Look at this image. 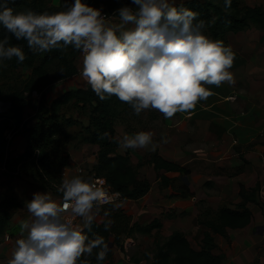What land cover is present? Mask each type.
Wrapping results in <instances>:
<instances>
[{
  "label": "clouds",
  "instance_id": "9594fccd",
  "mask_svg": "<svg viewBox=\"0 0 264 264\" xmlns=\"http://www.w3.org/2000/svg\"><path fill=\"white\" fill-rule=\"evenodd\" d=\"M230 4L224 0L226 8ZM113 12L114 17L88 0H65L53 12L17 11L10 0H0V27L5 29L0 65L26 58L23 45L10 43L8 33L35 51L71 45L82 53L81 76L101 100L115 95L137 115L152 108L165 118L207 99L213 94L208 85L234 83L230 69L236 53L205 31L198 11L176 0H128ZM118 144L122 149L157 147L150 129L125 133ZM57 191L59 200L49 191H36L26 201L30 215L20 223L7 264H91L87 257L94 249L97 264L104 260L109 243L89 232L101 206L120 193L110 195L94 178L79 174L65 176ZM103 215L108 229L114 221L108 210Z\"/></svg>",
  "mask_w": 264,
  "mask_h": 264
},
{
  "label": "trees",
  "instance_id": "16d2710c",
  "mask_svg": "<svg viewBox=\"0 0 264 264\" xmlns=\"http://www.w3.org/2000/svg\"><path fill=\"white\" fill-rule=\"evenodd\" d=\"M128 0H88V3L104 6V12L115 14L117 9ZM15 10L31 8L34 11H57L61 6L52 5L50 0H10ZM177 4L198 11L196 19H203L205 31L213 38H221L226 44L230 33L258 28L264 37V4H249L246 0H231L229 7L224 0H176ZM5 29L0 27V37ZM10 43L23 45L26 58L17 62L16 58L6 59L0 65V76L9 70L31 67L32 73L21 84L10 85L9 90L0 87V98L10 102L6 113H0V166L2 174L7 176H29L45 189L59 192L65 168L70 163V152L67 146L77 140L86 144H97V162L94 163L88 176H104L113 191H119L122 198L138 199L147 194L152 186L148 178L140 177L139 167L151 164L158 171H173L180 175L171 177L165 173L159 175L161 187H173L181 196H190L194 192L184 180L190 169L163 156L159 149L145 154L144 159L136 164L132 162L129 152L118 151L119 137L117 126L128 122L133 112L131 105L118 99L115 95L101 100L88 87L72 88L56 97L51 103L46 98L47 88L56 81L66 79L78 72L75 63L80 50L52 48L47 53H39L27 46L26 41L16 40L8 33ZM39 96L34 105L33 94ZM34 106L35 112L28 118L24 117L26 107ZM73 107L76 113L70 112ZM77 114V115H76ZM15 134L23 133L26 144L22 151L14 152L7 138L9 130ZM107 133L106 135H102ZM244 170V166L236 168L232 173ZM87 176V177H88ZM188 177V176H187ZM181 183L176 185V180ZM183 179V180H182ZM259 184L251 189L242 186L241 201L234 207L222 204L218 208L204 206L196 218L203 227L200 248L192 245L190 239L181 230H175L163 238L160 232L155 234L153 261L157 264H222L223 256L216 252L218 243L216 234L229 238L228 228H241L248 225L253 217L249 202H256ZM61 193V192H60ZM112 203L101 206V212L108 210L114 221L110 228L105 229L103 221L93 220V232L103 235L109 243L110 250L100 264H112L114 248L126 251L125 239L137 232L151 233L159 220L142 226L121 207L113 208ZM21 204L16 197L8 195L0 200V244L8 221L12 217V208ZM169 215V214H168ZM87 257L91 264H97L95 253ZM85 258L83 255L81 259Z\"/></svg>",
  "mask_w": 264,
  "mask_h": 264
},
{
  "label": "crops",
  "instance_id": "0c3cea01",
  "mask_svg": "<svg viewBox=\"0 0 264 264\" xmlns=\"http://www.w3.org/2000/svg\"><path fill=\"white\" fill-rule=\"evenodd\" d=\"M53 3L63 7L65 0H54ZM111 15L115 16V14ZM228 44L236 53L230 69L234 75V83L228 84L225 81L219 86L208 85L213 89V94L205 100L198 101L193 109L178 112L172 122L174 130L172 133L169 132L166 144H164V146L168 145L170 153L164 154L162 147L159 149L166 158L190 169L187 176L191 190L198 198L197 201L208 198L210 201L208 206L212 208H218L224 202H227L226 204L230 207H234L238 201H241L242 186L251 189L259 184L256 202L248 203L253 211L251 222L245 227L228 228V234L230 235L232 231H242L246 239H254L253 235H256V238L260 237V234L263 235H261L263 238L264 171L261 167H264V39L260 36V29L253 28L252 30L230 33ZM75 63L78 68L75 75L56 81L47 88L48 103L67 90L89 86L80 74L82 66L80 54L76 57ZM34 112L35 110L26 107L24 117L28 118ZM155 139L153 135V141ZM25 144L26 136L19 132L13 137L12 150L14 152L22 151ZM91 147H97L98 150L97 144L80 145L75 150L72 145L67 148L70 152V163L65 168L68 172L66 176L78 174L83 162L81 158L87 156L83 153ZM118 151L127 152H122L120 147ZM241 166H244V170L232 173ZM152 167L154 168V166ZM0 168L2 171L3 167ZM161 171L171 177L180 175L178 172ZM140 177L148 178L141 172ZM150 181L152 182V179ZM26 182L37 184L29 176L0 174V200L12 195L21 202L19 206L12 208V217L8 221L5 235L2 237L0 264H7L15 246V240L20 235V223L28 217L26 201L32 198L34 192L40 190L31 185L30 189L26 190L24 188ZM153 183L155 182H152L150 191L138 199L120 197L112 201L118 203L119 207L142 226H147L157 220L161 223V226H155L151 233L137 232L138 238L136 239V234L127 237L125 239L126 251L115 247L112 264H155L153 252H148L151 247H155L154 239L158 231L163 238H166L175 230H181L194 247L200 248L199 243H193L190 237V232L194 234L197 227L199 228L194 223L199 212L196 202L191 196L175 195L176 192L172 197H165L166 192L153 193ZM204 183L209 185L208 188H205L207 192L203 190ZM39 186L42 188L41 185ZM198 186H200L199 189ZM27 191L30 192L27 193ZM45 191L53 193L51 190L45 189ZM53 196L59 200L58 195ZM94 219L102 221L103 213L100 211ZM77 222L82 221L78 218ZM220 237L229 242V238L222 234H216L218 244ZM201 238L202 234L200 240ZM137 251L138 253L135 255ZM216 252L219 253L218 249Z\"/></svg>",
  "mask_w": 264,
  "mask_h": 264
},
{
  "label": "rangeland",
  "instance_id": "374dc122",
  "mask_svg": "<svg viewBox=\"0 0 264 264\" xmlns=\"http://www.w3.org/2000/svg\"><path fill=\"white\" fill-rule=\"evenodd\" d=\"M53 2H54V0H50V3L52 5H56ZM246 2H248L249 4H258V3L264 4V0H246ZM100 7H102V10L104 11V6L100 5ZM109 15H111V14H109ZM252 29H249V30H252ZM262 34L263 33L260 30V36L262 39H264V37H262ZM48 51H38V52L39 53H47ZM31 73H32V68L26 67V66L18 68L17 70H14V71L9 70L3 76L2 75L0 76V87L4 91L9 90L10 85L12 86V84H21L22 81H24L25 79H28V77ZM38 96L39 95L36 92H34V94H33L34 105L36 103ZM0 100L5 101L4 99H1V98H0ZM28 107L31 108L32 110H35L34 106H28ZM69 110H70V112H73L74 114L76 113V111L74 110L73 107L69 108ZM4 112H1V113H4ZM177 115H178V112L175 113L170 118H165L161 112H159L156 109H152V108L142 110V112L139 115L132 112L128 117V122H121L118 124V126H117L118 135H119V137H122L125 133L133 134L136 131H139L142 129L143 130L150 129V130H152L153 135L156 138L154 140V142H156V144H157L156 148L159 149L162 147L161 148L162 152L164 154H168V153H170V148L168 147V145L164 146V144H166V139L168 138L169 132L172 133L174 130V126H172V122H174L175 117ZM10 131L12 133V129H11L8 131L7 134H9ZM9 143H10V148L12 149V137L9 139ZM85 144L86 143L78 142L77 140H75V141L71 142L67 146V148L70 145H72L74 147L73 149L75 150V149L79 148L80 145H85ZM96 148L97 147H91L89 149H86L85 153H83V154H86L87 156L81 158V161H83V162L81 163V170L78 172L79 175H84L86 177L88 176L91 167L96 162V156H97L96 155V153H97ZM120 150L122 152H125V151L129 152L132 156V162L134 164H136L140 160L144 159L145 154L153 151V150H150L149 148H138V147H130L127 149H122L120 147ZM159 151H160V149H159ZM152 166L153 165H151V164H143L141 167H139V170L143 176H147L150 180L152 179V182H155V183H153L154 188L152 189V192L153 193H165L166 192L165 197L174 196V194L176 192L175 188H173L171 186H169V187H161L160 186L159 175L162 174L163 171H158L155 168H153ZM0 167H2V166H0ZM261 169H263V171H264L263 166L261 167ZM2 171L0 168V174L4 175V174H2ZM167 173H170V172H167ZM67 174H68L67 169H65L63 176L64 175L66 176ZM170 174L172 175V173H170ZM180 183H181V180L177 179L176 185H179ZM205 183L203 185V190H205L207 192V190L205 188H208L209 185H207ZM30 185L33 187L39 188L40 189L39 191H45V189L43 187L41 188L38 183L35 185V183H32V182L24 183V188L26 190L30 189ZM189 186H190V184H189ZM192 186L194 187V184H192ZM190 188H191V186H190ZM199 188H200V186H198V189ZM107 189L109 191H113L110 188V186H107ZM47 190H49V189H47ZM30 191H32V190H30ZM169 191H171L170 194H168ZM198 191H200V190H198ZM29 192L27 191V193H29ZM53 193H52L53 195H58L59 199L62 196V193H60V192H53ZM175 195H179V194H175ZM190 196L194 200V202H196V204H197L198 211H199L198 215L200 213L201 208L209 205V203H210L208 198L197 201L198 198L195 196V194L190 195ZM226 203L227 202H224L223 204H226ZM26 210H27V208H26ZM22 214L24 215V213H22ZM25 214H26V212H25ZM26 215L29 216L30 214L28 213ZM196 218L194 219V223L197 226H199V228L197 227V231H195L194 234L192 232H190V237H191L193 243L198 244V243H200L199 240H200V237L202 234L203 227L197 223ZM261 235L262 234H260V237H257V238H256V235H253L254 239H246L245 235L242 233V231H232L231 234L229 235V242L226 239L220 237L218 240L219 244H218L217 249H218L219 253L223 256V264H235V263H237V264H264V237L262 238L263 235L262 236ZM136 238H138L137 234L135 236V239ZM154 248L155 247H151L148 253H152L154 251ZM135 251H136V249H135ZM137 253H138V251L135 252V255Z\"/></svg>",
  "mask_w": 264,
  "mask_h": 264
},
{
  "label": "built area",
  "instance_id": "2783aa9c",
  "mask_svg": "<svg viewBox=\"0 0 264 264\" xmlns=\"http://www.w3.org/2000/svg\"><path fill=\"white\" fill-rule=\"evenodd\" d=\"M80 57L82 58V53L80 52ZM7 102V103H6ZM9 107H10V102H8V101H3L2 102V100H0V113L1 112H4V113H6L7 111H8V109H9ZM14 131L12 130V133H11V131H10V133L9 134H7V138H11L12 137V140H13V137H14ZM8 139V140H9ZM92 178H94L101 186H103V187H106L107 188V186H109L108 184H107V181H106V178L104 177V176H96V175H94ZM109 191V190H108ZM115 192H117V191H109V194L111 195L112 193H115ZM119 192V191H118ZM120 193V192H119ZM120 197H122V194L120 193V196L119 197H117V198H120ZM76 219H78V218H76ZM155 264H157V263H155Z\"/></svg>",
  "mask_w": 264,
  "mask_h": 264
},
{
  "label": "water",
  "instance_id": "95a60500",
  "mask_svg": "<svg viewBox=\"0 0 264 264\" xmlns=\"http://www.w3.org/2000/svg\"><path fill=\"white\" fill-rule=\"evenodd\" d=\"M3 102V101H2ZM7 103V102H6ZM184 180L187 182V183H189V179H188V177L187 176H184Z\"/></svg>",
  "mask_w": 264,
  "mask_h": 264
}]
</instances>
